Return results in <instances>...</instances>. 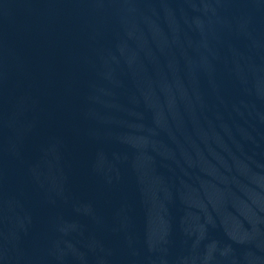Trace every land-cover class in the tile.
<instances>
[{"label": "water", "instance_id": "95a60500", "mask_svg": "<svg viewBox=\"0 0 264 264\" xmlns=\"http://www.w3.org/2000/svg\"><path fill=\"white\" fill-rule=\"evenodd\" d=\"M85 264H264V132Z\"/></svg>", "mask_w": 264, "mask_h": 264}]
</instances>
